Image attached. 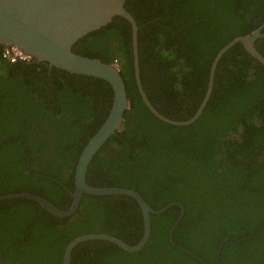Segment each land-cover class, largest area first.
<instances>
[{
    "label": "trees",
    "instance_id": "trees-1",
    "mask_svg": "<svg viewBox=\"0 0 264 264\" xmlns=\"http://www.w3.org/2000/svg\"><path fill=\"white\" fill-rule=\"evenodd\" d=\"M138 26L139 69L152 106L190 119L204 98L211 63L236 37L264 23V0H126ZM264 34V30L262 32ZM255 48L264 57V37ZM73 52L115 63L129 109L122 129L93 157L86 182L137 192L158 211L144 248L105 241L77 245L71 264H264V67L235 45L217 65L213 90L191 125H167L144 106L135 82L131 27L121 17L87 35ZM0 46V196L30 193L69 209L78 158L106 119L112 87L34 60L10 62ZM67 227L63 231L57 227ZM144 224L126 196L83 195L67 219L35 202H0V264H62L74 238L101 233L136 245Z\"/></svg>",
    "mask_w": 264,
    "mask_h": 264
},
{
    "label": "water",
    "instance_id": "water-1",
    "mask_svg": "<svg viewBox=\"0 0 264 264\" xmlns=\"http://www.w3.org/2000/svg\"><path fill=\"white\" fill-rule=\"evenodd\" d=\"M126 0H0V46L4 49L20 51L26 60L47 64L48 68L58 69L70 74L91 77L108 83L113 89V101L103 124L83 148L75 169V190L71 194L72 202L68 210L62 211L44 198L19 193L0 196L1 201L26 199L35 202L42 211L66 219L76 213L83 195L90 196H126L140 207L144 230L141 240L133 246L127 245L116 237L107 234L81 235L69 242L63 254L62 264H70L72 250L80 243L92 240L109 242L126 253H135L144 248L151 232L150 215H159L168 208L177 206L179 215L169 230L170 244L196 258L189 251L177 246L172 235L184 215L179 203H170L154 211L135 191L123 188H96L86 183L87 169L97 152L104 144L122 129L123 118L129 109L125 84L115 63L105 64L98 59L88 58L73 52V47L81 39L107 26L114 17L125 19L131 27V44L134 77L139 96L151 115L159 121L175 127L193 124L203 113L213 90L214 76L222 57L235 45L241 44L248 55L264 67V57L255 48L257 40L264 37V23L249 35L234 38L223 46L214 57L209 72L204 98L194 115L182 122L162 116L148 100L140 78L138 26L134 18L125 9Z\"/></svg>",
    "mask_w": 264,
    "mask_h": 264
},
{
    "label": "built area",
    "instance_id": "built-area-1",
    "mask_svg": "<svg viewBox=\"0 0 264 264\" xmlns=\"http://www.w3.org/2000/svg\"><path fill=\"white\" fill-rule=\"evenodd\" d=\"M4 57L8 59L10 62H17L19 60H26L25 56L18 50L16 49H5L4 50Z\"/></svg>",
    "mask_w": 264,
    "mask_h": 264
},
{
    "label": "flooded vegetation",
    "instance_id": "flooded-vegetation-1",
    "mask_svg": "<svg viewBox=\"0 0 264 264\" xmlns=\"http://www.w3.org/2000/svg\"><path fill=\"white\" fill-rule=\"evenodd\" d=\"M5 50V49H4ZM3 57H4V53H3ZM25 61H29V60H25ZM88 170V169H87ZM87 183V182H86ZM88 184V183H87ZM74 190H75V176H74V187H73V191L71 192V191H69L68 193L70 194V198H71V202H72V197H71V194L74 192ZM88 196H90V195H88ZM71 205V204H70ZM70 207V206H69ZM140 208V207H139ZM152 209V208H151ZM141 211V210H140ZM143 218V217H142ZM67 219V218H66ZM150 219H151V215H150ZM151 221V220H150ZM144 224V223H143ZM65 228H67V227H63V226H59V227H57V229L58 230H60V231H63ZM90 234H101V233H90ZM86 235V234H85ZM92 241H101V240H92ZM86 242H90V241H86ZM84 243V242H83ZM170 243V242H169ZM69 244V243H68ZM67 244V245H68ZM81 244V243H80ZM79 245V244H78ZM67 247V246H66ZM65 247V248H66ZM64 251H65V249H64ZM64 254V253H63ZM62 260H63V258H62ZM70 264H71V258H70Z\"/></svg>",
    "mask_w": 264,
    "mask_h": 264
}]
</instances>
